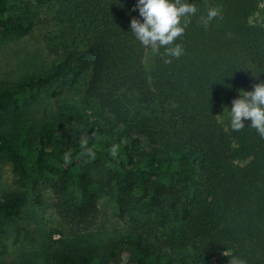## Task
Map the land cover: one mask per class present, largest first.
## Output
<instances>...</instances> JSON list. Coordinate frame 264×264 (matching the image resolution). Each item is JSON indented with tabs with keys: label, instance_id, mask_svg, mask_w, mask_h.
I'll use <instances>...</instances> for the list:
<instances>
[{
	"label": "trees",
	"instance_id": "trees-1",
	"mask_svg": "<svg viewBox=\"0 0 264 264\" xmlns=\"http://www.w3.org/2000/svg\"><path fill=\"white\" fill-rule=\"evenodd\" d=\"M45 1L61 17V58L45 74L0 81V158L32 192L49 189L65 230L92 229L106 191L124 223L108 243L66 248L51 264H228L225 252L264 264V139L250 119L232 131L227 111L240 89L264 81V0H188L198 12L171 64L131 33L138 0ZM210 6L223 19L205 30L198 18ZM26 32L0 0V35ZM75 84L91 119L75 129L59 116L34 134L23 111ZM23 203L0 194V235Z\"/></svg>",
	"mask_w": 264,
	"mask_h": 264
},
{
	"label": "rangeland",
	"instance_id": "rangeland-1",
	"mask_svg": "<svg viewBox=\"0 0 264 264\" xmlns=\"http://www.w3.org/2000/svg\"><path fill=\"white\" fill-rule=\"evenodd\" d=\"M8 4L9 11L22 18L27 32L19 38L0 35V81L13 82L26 75L45 74L61 58L63 45L57 35L61 17L45 0H8ZM50 91H43L21 115L23 120L29 121L34 134L59 116L68 127L75 129L91 119L77 84L58 99ZM8 192L21 193L24 203L19 216L4 222L0 235L3 262L47 264L44 263L47 260L51 264L53 260L49 256L52 254L72 246L108 243L124 231V223L107 191L98 199L100 215L92 229L79 233L65 230L51 208L49 189L32 192L28 181L0 158V194Z\"/></svg>",
	"mask_w": 264,
	"mask_h": 264
},
{
	"label": "clouds",
	"instance_id": "clouds-1",
	"mask_svg": "<svg viewBox=\"0 0 264 264\" xmlns=\"http://www.w3.org/2000/svg\"><path fill=\"white\" fill-rule=\"evenodd\" d=\"M139 11L140 18L133 17L130 29L136 41L154 54H161L165 64H171L173 59H180L185 54L182 43H177L191 23V18L197 15L196 4L188 0H138L133 11ZM142 18V19H141ZM223 19L220 6H210L206 15H200L199 24L207 30L213 20ZM231 38V34H228ZM161 48L163 53L160 52ZM251 91L239 90V97L232 100L228 111L229 125L232 131L239 132L245 128L244 120L250 119L252 129H255L261 139H264V81L253 84ZM227 108V107H225ZM81 147L89 156H94L92 149L87 147V140ZM115 156L118 145L109 149ZM65 163L70 162L69 155H64ZM228 264H248L247 260L227 252Z\"/></svg>",
	"mask_w": 264,
	"mask_h": 264
}]
</instances>
